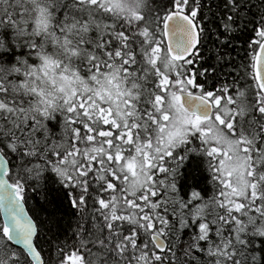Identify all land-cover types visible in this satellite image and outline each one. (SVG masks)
<instances>
[{"label": "snow or ice", "instance_id": "obj_1", "mask_svg": "<svg viewBox=\"0 0 264 264\" xmlns=\"http://www.w3.org/2000/svg\"><path fill=\"white\" fill-rule=\"evenodd\" d=\"M0 264H264V0H0Z\"/></svg>", "mask_w": 264, "mask_h": 264}]
</instances>
